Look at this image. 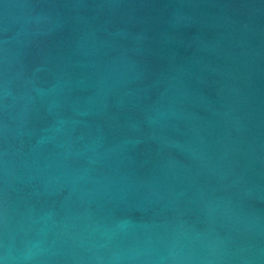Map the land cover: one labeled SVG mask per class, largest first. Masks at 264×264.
<instances>
[{
    "label": "water",
    "instance_id": "1",
    "mask_svg": "<svg viewBox=\"0 0 264 264\" xmlns=\"http://www.w3.org/2000/svg\"><path fill=\"white\" fill-rule=\"evenodd\" d=\"M264 264V0H0V255Z\"/></svg>",
    "mask_w": 264,
    "mask_h": 264
},
{
    "label": "clouds",
    "instance_id": "2",
    "mask_svg": "<svg viewBox=\"0 0 264 264\" xmlns=\"http://www.w3.org/2000/svg\"><path fill=\"white\" fill-rule=\"evenodd\" d=\"M0 264H9L7 250H5L3 255H0Z\"/></svg>",
    "mask_w": 264,
    "mask_h": 264
}]
</instances>
